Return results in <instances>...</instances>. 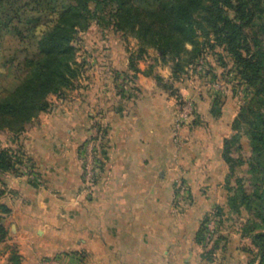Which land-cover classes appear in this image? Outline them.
<instances>
[{
  "label": "crops",
  "instance_id": "crops-1",
  "mask_svg": "<svg viewBox=\"0 0 264 264\" xmlns=\"http://www.w3.org/2000/svg\"><path fill=\"white\" fill-rule=\"evenodd\" d=\"M116 37L100 54L105 61L92 59L91 77L72 90L73 100L58 98L67 108L40 113L16 140L39 173L0 175V204L9 209L0 244H15L21 264L52 257L65 264H248L250 240L236 229L210 260L198 240L205 217L217 207L227 210L222 149L239 102L200 72L197 83L176 82L173 94L145 74L149 62L140 60L139 93L120 104L114 73L127 70L130 56ZM157 72L171 77L167 66L158 64ZM181 108L186 117L175 142ZM96 115L111 150L106 175L87 188L79 152ZM10 256L5 249V264Z\"/></svg>",
  "mask_w": 264,
  "mask_h": 264
},
{
  "label": "trees",
  "instance_id": "trees-1",
  "mask_svg": "<svg viewBox=\"0 0 264 264\" xmlns=\"http://www.w3.org/2000/svg\"><path fill=\"white\" fill-rule=\"evenodd\" d=\"M91 30L97 31L102 47L91 49L93 59L106 60L100 54L111 37L138 42L127 70L114 73L116 81L122 77L130 87L125 92L116 86L122 103L139 93L140 60L149 62L147 76L176 94L174 84L198 74L197 62L208 51L217 57L233 92L237 87L249 94L232 122L233 133L224 139L227 210L217 207L214 214L217 229L226 212L241 238L250 240L245 250L253 258L248 264H264V0H0V135L23 134L51 109V96L64 98L80 86L85 60L78 61L75 42ZM158 64L170 68L169 80L157 72ZM212 71L210 67L207 73ZM211 79L218 81V76ZM213 104L219 114L221 99ZM99 131L108 133L104 125ZM21 163L0 142V175L18 172ZM3 194L0 187V198ZM6 213L9 209L0 204V243L7 236L2 225ZM209 220L207 215L198 232L203 245ZM222 239H215L207 257ZM9 262L21 264L16 251Z\"/></svg>",
  "mask_w": 264,
  "mask_h": 264
},
{
  "label": "rangeland",
  "instance_id": "rangeland-1",
  "mask_svg": "<svg viewBox=\"0 0 264 264\" xmlns=\"http://www.w3.org/2000/svg\"><path fill=\"white\" fill-rule=\"evenodd\" d=\"M98 38H99V36L97 34V31H95V30L88 31L87 33H80L77 36L75 45L78 49V61H82L83 59H85V64L83 67L84 73H83V76L81 77L80 81L85 79L86 77H91L90 76L91 72H92L91 63L92 62L94 63L95 60L94 61L92 60L93 58L90 56V53L92 52L91 49H93L95 47L96 48L101 47V44L99 45V42H98V41L101 42V40H99ZM96 40H98V41H96ZM116 40L119 42V44L126 43L125 45H127L128 49H129V56L132 55L133 53H136L138 46H139L136 39L129 37L128 40H126V42H123L124 41L123 38L116 37ZM106 59H107V56H106ZM197 63L198 64L196 65V71L198 74H193V77H192L196 83H197L196 77L199 76V72L201 74L208 76L209 78H211V75H217L218 81H215V82L216 83L218 82V83L216 85H218L219 88H222L224 92H227V96L229 95L230 97H233V99H236V101L239 102L240 105L245 103L249 94L245 93L243 91V89H240L237 87L235 88V90H236L235 93L233 92V90L231 89L230 83L227 84L225 78L222 76L223 75L222 74L223 69L220 67V65L217 61V57L212 52L208 51V53L205 54L203 58L198 60ZM210 67H213L214 71H212L211 74H208L207 71L210 70ZM116 84H117V86L118 85L120 86L119 79L116 81ZM227 87H230V88H227ZM71 93H72V91L67 92V94L69 95L68 96L69 100H73L70 97V95L71 96L73 95ZM247 94H248V96H247ZM117 97L119 98V96H117ZM51 101H52V107L50 109L51 111L52 110L53 111L56 110V112L59 111L60 106H62V108H67L66 104L65 103L62 104L61 100H59L58 97H56V96H51ZM60 103H61V105H58ZM121 103L122 102L120 101V104ZM182 113H183V109L178 114L177 119H178V117H180L182 115ZM49 118L50 117H45L44 121H45V119H49ZM39 119H41V118H38V120ZM177 119H176V122H177ZM42 120H43V118H42ZM176 122H175V124H176ZM102 125H103V122H102V120L99 119V117L97 115L95 117H93L92 122L89 125V129H88V132L86 135L85 142H84L83 147L81 149V153L79 155V164H80L81 175H83L84 184H85V187H87V188L93 186V184H94L93 181L95 180V178L98 175L99 176L100 175H106V170H107V166H108L107 161H108L110 150H111V139H110L109 133H106V135H104L103 133H101L99 131V128ZM181 128H182V126H180V129ZM180 134L181 133H178V136H180ZM21 136H22V134L19 135L18 137H14L11 134H7V133H3L0 135V142H1L2 147H7V148L13 149L14 153H16L17 157H19V159L22 161V163L18 165L19 171L18 172H12V173H15L18 175H21V174L37 175V173H39V172L35 171V168L33 167V164L30 161L29 157L22 151V149L19 145L20 141H18V143L16 142V140L21 138ZM101 138H103V139H101ZM173 139L175 142H181L179 137L177 140H176V138H173ZM243 144L245 145V147L247 149L249 148L247 140H244ZM102 157H105L106 159L104 158L105 160L104 159L102 160ZM90 176L92 179L90 181H87V177H90ZM226 206H227V204H226ZM224 213H225V215L222 218L223 223L220 225L221 228H219V229H217L218 217H216V215L214 214V210L208 214L210 217L214 216L215 219L214 218L212 219V221H213L212 223L210 220L207 223V228H209L208 226H210V227H213V229L212 230L210 228H209L210 230L208 229V232H207L206 238H205V244L204 245L202 244L204 246L205 253L209 249H211L213 247V245H215L213 243H214L215 239H217L219 236L224 237V236H226V234H228L229 231H231L233 229H236V232L239 233L238 226L232 225V222L227 221L226 220L227 213L226 212H224ZM222 228L223 229L225 228V230L223 232H222V230H223ZM227 243L228 242L224 239L220 240L218 242V244L216 245L217 249L214 251V253H217V251L221 247L226 245ZM14 245L15 244H13L8 239L6 240V242L4 244H2V245L0 244V264H5V261L3 260V252L5 251V249L11 250V252L12 251L18 252L17 248ZM214 253H212V255H209V257L212 258ZM208 260H210V258Z\"/></svg>",
  "mask_w": 264,
  "mask_h": 264
},
{
  "label": "built area",
  "instance_id": "built-area-1",
  "mask_svg": "<svg viewBox=\"0 0 264 264\" xmlns=\"http://www.w3.org/2000/svg\"><path fill=\"white\" fill-rule=\"evenodd\" d=\"M119 82H120V85H121V88L125 91V92H128L130 90V87L129 85L127 84V82L124 81V79L122 77L119 78ZM186 110L185 108L183 109V113L180 117H178L177 119V122L175 124V130H176V133H175V138L176 140L178 139V133H179V130H180V126H183V123L185 121V117H186ZM92 176V175H91ZM90 177H87V181H90L92 178ZM90 178V179H89ZM214 218L213 217H210V221L211 223L213 222L212 219ZM215 219V218H214ZM211 230L213 229V227H210L208 226ZM208 228V229H209ZM209 229V230H210ZM215 229V228H214ZM213 232V231H212ZM41 264H65L61 258L59 257H52V258H46V259H43Z\"/></svg>",
  "mask_w": 264,
  "mask_h": 264
}]
</instances>
